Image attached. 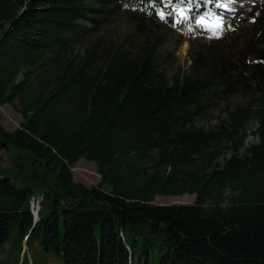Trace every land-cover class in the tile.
<instances>
[{"label": "trees", "instance_id": "1", "mask_svg": "<svg viewBox=\"0 0 264 264\" xmlns=\"http://www.w3.org/2000/svg\"><path fill=\"white\" fill-rule=\"evenodd\" d=\"M154 1L0 0V106L20 116L0 125V147L33 163L14 177L0 164V264H264V6L237 44L189 43L187 70L168 76L157 51L171 20L154 18ZM123 11L136 49L74 53ZM231 97L247 100L196 125ZM79 159L97 186L73 182ZM182 195L193 202L153 204Z\"/></svg>", "mask_w": 264, "mask_h": 264}, {"label": "rangeland", "instance_id": "2", "mask_svg": "<svg viewBox=\"0 0 264 264\" xmlns=\"http://www.w3.org/2000/svg\"><path fill=\"white\" fill-rule=\"evenodd\" d=\"M246 4H240L239 10H241L236 16L230 15L228 19H225L224 13H216L212 8L205 11L202 16H207L209 13L213 17H219V23L222 27L220 32L216 35L207 30L206 27L197 24L192 27L188 19L179 20L178 15L172 16L171 25L168 23H160L161 32L164 37V43L158 49L159 62L162 65L165 73L170 76L177 70L186 71L189 65V59L187 56L189 43L193 42V46L201 44L208 45L211 41H222L224 45H230L233 41L237 44L238 37L243 35V30L252 21L249 16V12L252 8H261L264 6V0H244ZM214 8V7H213ZM256 14L254 13V16ZM253 16V17H254ZM223 17V18H221ZM200 19V18H199ZM179 20V22H177ZM158 21V22H162ZM245 21V22H243ZM209 24L215 25L216 21L213 19L208 20ZM234 23L233 26H230ZM225 25H229L226 27ZM134 22L130 19L126 11L119 13L113 17L107 24L103 25L100 30L95 31L93 34L87 36L82 42L73 44L74 53H82L83 50L89 48L95 41H99L101 47L109 45L111 43H118L123 41L131 50L136 49L141 43L140 37L133 32ZM247 99L241 97H231L226 100L219 101L209 111L207 118L198 119L197 126L209 127L217 124L218 120L224 118L223 108L226 103L234 102H246ZM20 122V116L16 112L15 106L3 105L0 106V125L6 131H11L17 127ZM252 127V123L247 125V129ZM256 138L248 136L245 140V146L254 144ZM0 164L8 172L14 176L20 175V172L30 173L33 163L24 154H18L13 151H8L0 147ZM219 162L221 160L219 159ZM72 180L75 183H79L84 187L97 186L99 183V177L96 173V168L92 163L79 159L71 168ZM39 196L31 197L29 201L30 210L37 212ZM193 202L192 195L182 196H156L153 204H191ZM6 246L2 248L0 252V260H4ZM23 252V250H22ZM20 254V257L22 255ZM40 254V253H39ZM32 260L34 264H61V261L45 255L32 254ZM30 261V260H29Z\"/></svg>", "mask_w": 264, "mask_h": 264}, {"label": "snow or ice", "instance_id": "3", "mask_svg": "<svg viewBox=\"0 0 264 264\" xmlns=\"http://www.w3.org/2000/svg\"><path fill=\"white\" fill-rule=\"evenodd\" d=\"M206 2H211V0H206ZM169 3L174 4V11H176L179 20L188 19V12L191 11L190 5L192 4V0H169ZM216 7L218 8H227L226 4H217ZM161 19H164V13H159ZM213 19L216 21L215 25L209 24L208 20ZM179 20L177 22H179ZM197 24H200L206 27L208 30H211L214 35L217 34L219 28L221 27L219 23V17H213L211 13L207 16H202L200 19L196 21Z\"/></svg>", "mask_w": 264, "mask_h": 264}, {"label": "water", "instance_id": "4", "mask_svg": "<svg viewBox=\"0 0 264 264\" xmlns=\"http://www.w3.org/2000/svg\"><path fill=\"white\" fill-rule=\"evenodd\" d=\"M256 59L264 62V45H263L261 51L259 52V54L256 56ZM32 215H33V221H35L36 220V212L32 211Z\"/></svg>", "mask_w": 264, "mask_h": 264}, {"label": "bare ground", "instance_id": "5", "mask_svg": "<svg viewBox=\"0 0 264 264\" xmlns=\"http://www.w3.org/2000/svg\"><path fill=\"white\" fill-rule=\"evenodd\" d=\"M208 30V29H207ZM222 30V27L219 28L218 32ZM211 33H213L211 30H209Z\"/></svg>", "mask_w": 264, "mask_h": 264}]
</instances>
